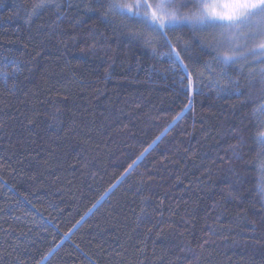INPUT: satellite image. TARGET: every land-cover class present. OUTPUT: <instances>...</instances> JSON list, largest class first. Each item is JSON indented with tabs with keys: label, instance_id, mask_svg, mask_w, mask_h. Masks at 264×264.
Here are the masks:
<instances>
[{
	"label": "trees",
	"instance_id": "1",
	"mask_svg": "<svg viewBox=\"0 0 264 264\" xmlns=\"http://www.w3.org/2000/svg\"><path fill=\"white\" fill-rule=\"evenodd\" d=\"M37 2L0 0V61L19 68L0 82V264H264L261 65L205 71L172 123L187 89L168 53L218 73L215 34L147 45L108 0L25 23Z\"/></svg>",
	"mask_w": 264,
	"mask_h": 264
},
{
	"label": "snow or ice",
	"instance_id": "2",
	"mask_svg": "<svg viewBox=\"0 0 264 264\" xmlns=\"http://www.w3.org/2000/svg\"><path fill=\"white\" fill-rule=\"evenodd\" d=\"M49 6L59 7L58 4L54 5V0L33 3L25 23H29L40 10ZM101 7L105 9V16L111 14L131 24L141 25L143 31L134 32L133 37L142 39L147 45H152L157 37L164 38L170 45L171 41L166 39L167 33L182 27H188L194 33L215 34L216 55L213 60L220 68L218 73L210 63L205 64L203 71H190L189 66L179 59L180 53L175 48L168 53L172 62L178 63L179 71L183 73L180 77L181 86L187 89V103L172 117V123L177 122L183 112L191 107L197 84L205 71L209 75L215 73L216 76L224 77L231 65L251 56L255 63L261 65L259 75L264 78V0H108ZM15 65V60L5 58L0 61V82L6 85L9 79L15 81L19 73ZM184 80H187L186 85ZM224 90L225 87L218 88V91ZM237 93L243 95L238 87ZM256 113L264 114V103L254 109ZM255 139L264 147V129L258 132ZM258 191L264 193V179L260 181Z\"/></svg>",
	"mask_w": 264,
	"mask_h": 264
},
{
	"label": "rangeland",
	"instance_id": "3",
	"mask_svg": "<svg viewBox=\"0 0 264 264\" xmlns=\"http://www.w3.org/2000/svg\"><path fill=\"white\" fill-rule=\"evenodd\" d=\"M250 58H253V57H251V56H249Z\"/></svg>",
	"mask_w": 264,
	"mask_h": 264
}]
</instances>
